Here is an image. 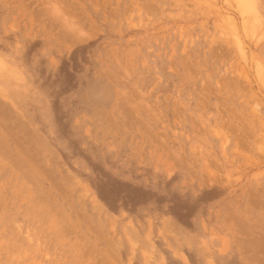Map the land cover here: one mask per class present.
<instances>
[{
	"label": "rangeland",
	"instance_id": "374dc122",
	"mask_svg": "<svg viewBox=\"0 0 264 264\" xmlns=\"http://www.w3.org/2000/svg\"><path fill=\"white\" fill-rule=\"evenodd\" d=\"M0 264H264V0H0Z\"/></svg>",
	"mask_w": 264,
	"mask_h": 264
},
{
	"label": "bare ground",
	"instance_id": "6f19581e",
	"mask_svg": "<svg viewBox=\"0 0 264 264\" xmlns=\"http://www.w3.org/2000/svg\"><path fill=\"white\" fill-rule=\"evenodd\" d=\"M246 3H244V2H241V4H240V8H241V10H245L246 9Z\"/></svg>",
	"mask_w": 264,
	"mask_h": 264
}]
</instances>
